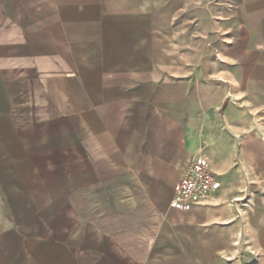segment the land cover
<instances>
[{
  "label": "crops",
  "instance_id": "0c3cea01",
  "mask_svg": "<svg viewBox=\"0 0 264 264\" xmlns=\"http://www.w3.org/2000/svg\"><path fill=\"white\" fill-rule=\"evenodd\" d=\"M241 226L264 264V0H0V264H226Z\"/></svg>",
  "mask_w": 264,
  "mask_h": 264
},
{
  "label": "built area",
  "instance_id": "2783aa9c",
  "mask_svg": "<svg viewBox=\"0 0 264 264\" xmlns=\"http://www.w3.org/2000/svg\"><path fill=\"white\" fill-rule=\"evenodd\" d=\"M221 183L204 157L196 158L186 168L174 188L170 206L187 212L197 207H210L217 201Z\"/></svg>",
  "mask_w": 264,
  "mask_h": 264
},
{
  "label": "rangeland",
  "instance_id": "374dc122",
  "mask_svg": "<svg viewBox=\"0 0 264 264\" xmlns=\"http://www.w3.org/2000/svg\"><path fill=\"white\" fill-rule=\"evenodd\" d=\"M257 153L260 154L259 152ZM262 164H258V167ZM240 229L239 242L234 245V252L230 257L225 258L226 264H263L251 237L248 236L243 226ZM257 236L259 244L264 250V226L258 231Z\"/></svg>",
  "mask_w": 264,
  "mask_h": 264
}]
</instances>
